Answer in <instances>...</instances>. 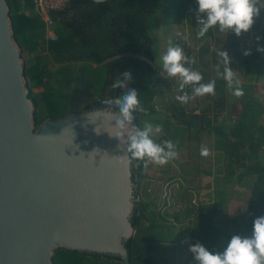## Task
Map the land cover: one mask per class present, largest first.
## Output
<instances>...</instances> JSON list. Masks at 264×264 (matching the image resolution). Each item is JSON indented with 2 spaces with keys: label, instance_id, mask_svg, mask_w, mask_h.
Segmentation results:
<instances>
[{
  "label": "trees",
  "instance_id": "1",
  "mask_svg": "<svg viewBox=\"0 0 264 264\" xmlns=\"http://www.w3.org/2000/svg\"><path fill=\"white\" fill-rule=\"evenodd\" d=\"M165 1L106 0L102 3H93L90 0H68L61 9L51 10L48 13V17L55 23L53 31L57 38L51 41L46 38L44 22L32 12L34 6L32 0H5L13 38L23 61V77L28 98L35 110V128L45 119L53 121L72 112L105 108L99 102L121 94L119 89H112L111 84L117 74L125 70L133 72V82L130 87L138 91L139 99L146 109V113H135L134 123L143 128L144 119L156 113L154 100L157 91L154 82L157 73L154 69L156 62L153 47L156 40L153 37L154 30L161 26L179 24L185 12L189 21L197 25L196 20H193L198 7L196 0H171L167 17L161 20L158 13L162 11ZM258 19L249 32L241 33L246 39L237 37L231 31L219 32L218 28L210 29L204 37H198L200 42L213 38L217 47L221 51H227L232 58L230 67L238 68L239 62L240 68L237 70L246 77V82L241 83L245 94L242 97L233 95L237 102L229 104L232 110L237 107L235 124L228 131H223L211 126L212 119L207 115L212 108V111L215 110L217 113L213 114L216 121L218 115L227 108L226 81L219 76L213 79L216 85L215 97L210 103L211 108L207 106L200 114L194 112L186 114L182 108L172 105L170 108L174 111L175 126L169 119L156 123L163 126L164 134L169 128L185 130L187 133L198 126L202 131L212 129L211 131L219 136L217 146L226 159L224 175H222L224 180L229 181L234 177L236 182L241 183L245 178H253L244 211L243 228L233 232L227 223L217 219V209L213 216H210L205 214L203 207H200L194 211L197 222H191L195 228L188 233L190 242L196 243L211 232L212 238L221 235L227 242L233 235L250 236L254 219L264 216V159H262L264 104L254 92V82L259 83L260 79H264V53L256 51L255 41L256 36L262 37L259 45L264 47V30L258 35L255 34L251 42L248 38L251 31L256 30ZM249 49L251 54L243 55L244 51ZM42 52L51 57L50 61L56 66L55 70L49 69L46 56ZM209 53V48L206 47L198 52L201 60ZM25 55H31V59H25ZM219 61L220 58L212 57L216 74V65ZM201 74L203 76L201 83L210 81L207 80L205 72ZM74 87L94 88L90 99L81 107L74 99L71 90ZM191 88L186 86L185 91ZM37 89L41 91L34 92ZM174 134L173 139L177 140L178 134ZM191 135L190 132L188 136ZM193 138H196L195 134ZM163 141V137L156 140V142ZM177 147L179 143H176ZM146 168L145 161H132V174L138 179L137 183L142 180ZM190 212L189 210L186 213L193 215ZM158 218L163 221L166 219L151 211L147 203L141 200L135 202L130 218L135 233L124 243L129 264H158L155 260L158 245L173 242L174 238L169 232L172 225L165 227L162 223H158ZM173 218L180 224L181 220L177 213ZM214 222L218 223L215 230L212 226ZM173 235L176 236V233ZM177 236L181 237L180 234ZM220 247L221 245L212 243L209 244L208 250L220 251ZM52 264H123V262L117 256L58 248L54 251Z\"/></svg>",
  "mask_w": 264,
  "mask_h": 264
},
{
  "label": "water",
  "instance_id": "2",
  "mask_svg": "<svg viewBox=\"0 0 264 264\" xmlns=\"http://www.w3.org/2000/svg\"><path fill=\"white\" fill-rule=\"evenodd\" d=\"M34 113L0 0V264H52L58 248L129 264L138 179L109 112L84 109L37 128Z\"/></svg>",
  "mask_w": 264,
  "mask_h": 264
},
{
  "label": "rangeland",
  "instance_id": "3",
  "mask_svg": "<svg viewBox=\"0 0 264 264\" xmlns=\"http://www.w3.org/2000/svg\"><path fill=\"white\" fill-rule=\"evenodd\" d=\"M259 2L264 4V0H259ZM170 5L171 0H166L162 11L158 13L161 20L167 17ZM193 20H196V14ZM256 24V30L251 31L248 37L250 42L255 34L258 35L264 30V9L261 10L260 18ZM153 37L156 39L153 46L156 54L154 69L157 73V79L154 82V88L157 91V96L154 100L156 113L146 117L144 121L155 126L157 122L169 119L175 126L174 111L170 106L177 105L186 114L193 112L194 114H200L203 112L202 109L207 106L211 108L210 103L215 95L198 96L189 100L186 104L175 99L177 95L182 94L177 92L179 77H168L160 67V58L166 52L169 41L174 46L179 45L182 47L185 53L195 60V63L191 65L192 69L199 73L205 72L207 80H213L218 77L212 57H215V59L219 58L217 52L220 48L217 47L213 38L203 42L199 41L197 25L189 21L187 12L181 17L179 24L161 26L155 29ZM240 37L241 39H246L244 35H240ZM204 47L209 48L210 53L204 55L201 60L198 52ZM45 56L49 69L55 70L56 66L51 63V57L47 54ZM25 59L30 60L31 55H25ZM205 64L207 65L205 66ZM230 68L236 71V78L241 83L246 82V77L237 70L240 68L239 62L238 68L236 66ZM260 80L259 83L254 82V92L262 104H264V79ZM96 87L98 86L96 85ZM93 89L92 87H74L71 89L74 99L80 107L90 99ZM225 89L226 110L218 115L219 118L216 121L213 118V114H217L215 110L212 111L211 108V111L207 115L212 119L211 126L228 131L235 124V117L238 112L237 107L234 110H232L231 106L229 107V104L236 103L237 101H235L227 83L225 84ZM38 91H41V89L34 90V92ZM185 92L189 96L193 95L192 88ZM173 129L169 128L166 134L162 131L157 133L155 130L151 133L155 141L163 137L164 141L170 140L175 144L179 143V147L175 148L178 155L163 166L156 165L150 160L148 161L142 180L136 184L135 202L141 200L147 203L151 211H155L160 216L166 218L164 221L158 218L159 224L162 223L165 227L172 225L169 232L172 233L173 242L171 244L161 243L158 245L157 252L155 253L156 262L158 264H196L192 254L188 251L190 245L195 244L194 242H190L191 238L188 234L190 230L195 228L191 222H197L194 218V211L203 207L205 214L213 216V213L217 209V219H220L222 223H227L233 232L241 230L243 222L245 223L244 211L253 178H245L241 183L236 182L234 177L229 181L224 180L222 175H224L226 159L217 146L219 136L215 135L214 131H211L212 129L202 131L198 126V128L191 129V136H188L190 132L187 133L185 130ZM174 133L178 134L177 140L173 139ZM194 134L196 138H193ZM202 146L209 149L210 154L207 157L200 155ZM262 159H264V154L262 155ZM216 174H218L217 177ZM216 178L219 179L217 180ZM175 194L177 195L174 196ZM179 195L181 197H178ZM212 203L213 205H208ZM189 210L191 211L190 214L193 215L186 213ZM176 213L181 220L180 224L173 218V215ZM212 226L215 230L218 227V223L214 222ZM174 233H176V236L173 235ZM177 234H180L181 237L178 238ZM212 235L213 233L211 232L196 242L201 243L207 249L209 244L217 243L218 246L221 245L220 251H223L228 242L221 235H216L215 238H212Z\"/></svg>",
  "mask_w": 264,
  "mask_h": 264
},
{
  "label": "clouds",
  "instance_id": "4",
  "mask_svg": "<svg viewBox=\"0 0 264 264\" xmlns=\"http://www.w3.org/2000/svg\"><path fill=\"white\" fill-rule=\"evenodd\" d=\"M196 4L198 5L196 9L198 37H204L213 28H218L222 33L231 31L239 37L241 33L250 31L256 19L260 17L261 10L264 9V4L259 0H196ZM261 39L260 36L255 37L256 51L264 53V47L259 45ZM250 54V49L243 53L245 56ZM217 55L220 58L216 65L218 76L226 81L234 96L242 97L245 93L241 82L236 78V71L230 68L232 58L227 51L220 49ZM160 59V67L168 77H179L177 92L182 94L177 95L176 100L186 104L198 96L215 95L216 81L201 83L202 74L191 67L195 60L190 58L179 45L174 46L169 41V46ZM132 76L131 70L118 73L111 88L119 89L121 94L99 102L105 106L111 116L115 132L109 133L119 140L117 147L125 149L122 157L129 165L136 160L145 161V166H147L150 160L156 165L163 166L177 157L176 144L170 140L156 142L152 138L153 130L157 133L163 131L162 125L153 126L145 122L141 128L134 123L135 113H146V109L139 99L138 91L130 87L133 82ZM186 86L192 87V96L184 91ZM209 154V149L202 146L200 155L207 157ZM188 251L192 254L196 264H264V216L254 219L250 236L233 235L223 251H209L199 242L190 245Z\"/></svg>",
  "mask_w": 264,
  "mask_h": 264
},
{
  "label": "built area",
  "instance_id": "5",
  "mask_svg": "<svg viewBox=\"0 0 264 264\" xmlns=\"http://www.w3.org/2000/svg\"><path fill=\"white\" fill-rule=\"evenodd\" d=\"M23 1V0H22ZM68 0H32V12L38 15L45 24L46 38L55 41L56 35L53 31L55 23L48 17L51 10L61 9Z\"/></svg>",
  "mask_w": 264,
  "mask_h": 264
},
{
  "label": "crops",
  "instance_id": "6",
  "mask_svg": "<svg viewBox=\"0 0 264 264\" xmlns=\"http://www.w3.org/2000/svg\"><path fill=\"white\" fill-rule=\"evenodd\" d=\"M218 174H216L217 177ZM218 180V178H216ZM177 194H175L174 196H176ZM178 197H181L180 195ZM213 204V203H212ZM212 204H208V205H212Z\"/></svg>",
  "mask_w": 264,
  "mask_h": 264
}]
</instances>
